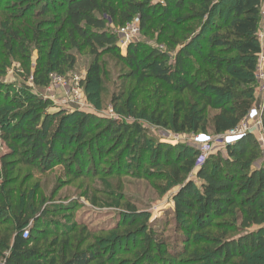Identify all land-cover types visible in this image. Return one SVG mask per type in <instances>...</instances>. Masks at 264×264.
Returning a JSON list of instances; mask_svg holds the SVG:
<instances>
[{
	"label": "trees",
	"instance_id": "16d2710c",
	"mask_svg": "<svg viewBox=\"0 0 264 264\" xmlns=\"http://www.w3.org/2000/svg\"><path fill=\"white\" fill-rule=\"evenodd\" d=\"M33 2L40 7L39 16L53 15L48 24L42 26L48 29H40V22L21 23L30 8L28 5L10 17L11 24L3 28L0 42H4V49H14V55L20 60H24L29 48H34L35 67L33 72L28 70L36 87H47L50 73L62 76L73 69L75 58L59 47L68 43L77 48L79 39L95 59L86 78L88 84H99L97 61L101 55H109L130 70L132 76L140 75L141 82L148 85L149 80H156L174 95L168 102L164 99L162 104L157 103L151 113L150 122L157 128L175 135L210 133L218 136L237 128L254 108V91L249 85L261 53L256 38L261 20L260 0H160L156 4L151 0ZM220 3H232L226 25L206 39L207 54L197 67L189 46L205 30H212L210 19ZM103 15L117 27L127 25L134 17L139 20L140 30L158 25L162 39L172 33L175 41L171 45L181 43L173 63L167 66L164 62L167 54L143 41L128 45L122 55L116 46V35L107 29L109 25ZM201 20L203 24L198 33L192 34L185 28L188 23ZM56 43L59 50L54 53ZM204 69L206 72L202 74ZM207 73L211 79L205 78ZM1 88L0 85L4 103L0 104V132H4V141L13 149V157L20 161L17 163L9 155L1 159L0 264H52L50 254L53 253L42 249L46 243L43 220L47 211L35 216L34 209L30 212L29 207L19 206L15 201L16 189L12 187L15 179L12 178L18 164L39 173L60 164L66 167L68 175L82 178L87 173L84 159L90 146L97 147L96 156L91 159L95 164L96 157L112 148L119 150L128 132L142 138L145 133L136 124L129 127L114 120L100 121L85 113L68 123V116L58 115V110L49 112L48 102L37 101L16 88L5 87L3 92ZM121 97L114 98V107L117 108ZM134 99L130 97L125 102ZM8 107H15L18 113L8 115L4 110ZM121 108L118 107V113H128H122ZM260 118L264 131V115ZM94 128L96 133H93ZM72 143L74 152L66 156ZM133 146L131 142L125 143L116 158L136 152ZM174 148L177 147L170 151ZM156 149V159L150 163L153 168L161 166L162 150ZM259 152L253 136L246 134L226 146V157L219 153L211 155L196 168L198 150L191 145H180L174 157L168 156L163 165L169 168L173 182L180 186L173 203L175 217L184 221L177 226L182 246L170 247L150 229L148 219H141L136 209L127 204V220L113 232L122 230L116 238L133 239L134 243L124 257L114 255L113 258V253L109 254V264H116L115 260L120 258L123 259L117 264H264V166L255 167L260 160ZM143 158L137 159V167ZM120 161L112 162L113 171L121 165ZM190 174L198 186L188 179ZM134 176L139 177L137 173ZM25 230L28 236L23 239ZM68 242L69 237L63 241L58 264H106L103 251L95 243L73 251L72 247H67ZM117 242L113 248L119 246Z\"/></svg>",
	"mask_w": 264,
	"mask_h": 264
},
{
	"label": "rangeland",
	"instance_id": "374dc122",
	"mask_svg": "<svg viewBox=\"0 0 264 264\" xmlns=\"http://www.w3.org/2000/svg\"><path fill=\"white\" fill-rule=\"evenodd\" d=\"M151 1L152 4H156L160 0ZM28 5L30 8L21 23L25 21H29L30 24L40 22V29H48L42 28V26L47 25L53 15L39 16L40 7L33 0H0V35L3 28L11 24L10 17H13L20 8H25ZM231 6L232 3H220L215 15L210 19L212 30H205L204 34L189 46V51L195 64L197 63V67L207 54L206 39L219 27L226 25L227 12ZM260 14L261 20L256 38L261 53L258 56L255 73L251 76L253 82L249 85L254 91L253 98L255 100L254 108L246 118L249 123L257 121L260 116L264 115V0H260ZM134 23L139 24L137 17L132 18L127 25ZM202 24L203 20L190 22L185 28L187 27L192 34H195L199 32ZM107 29L115 34L118 27L117 25L107 26ZM160 32L161 29L158 25H154L148 30H139L138 41H143L159 51L165 52L168 59L164 62L170 66L175 53L181 48V43L177 42L172 46L171 44L175 41L172 33L165 34L162 39L159 35ZM1 38L0 36V40ZM116 40L118 41L117 36ZM42 41L43 38L40 39V42ZM77 41L79 43L77 48L69 46L68 43L59 47L65 54L75 58V66L62 76L50 73V84L47 87H36L31 82L30 74L33 72L37 59L34 48H29L24 60H20L18 56L14 55V49L8 51L4 49V42H0L1 91L3 92L5 87L16 88L25 95L30 94L37 101L48 102V109L51 108L49 112L58 110V115L68 116V123H73L79 114L85 113L95 116L100 121L114 120L129 127L136 124L144 131L145 136L142 138V136H135L131 131L128 132V141L125 138L119 150L123 149L125 143L131 142L136 152H128L121 158H116L119 150L112 148L103 156L96 157L95 164L91 163V159L92 156H96L97 147L90 146L85 152L84 159L87 173L82 178L68 175L66 167L60 164L51 166L43 173L18 164L12 178L15 179V184L12 186L16 189L15 201L19 206L29 207L30 212L34 209L35 216L47 211L43 220L47 231L46 243L42 249L47 253H53V255L50 254L52 264H58L60 250L63 248L62 244L67 237H69L67 247H72L73 251L83 250L88 245L95 243L103 251L102 255L106 259V264L111 261L107 260L111 253H113V258L114 255L124 257L128 251H131L134 240L123 241L116 238V235H119L122 230L113 231L127 220L125 215L127 204L136 209L141 219H148L150 229L157 236L164 239L170 247L178 248L182 245L179 242L181 233L178 232L177 226L183 225L184 221L174 215L173 196L180 186L173 182L169 168L163 163L168 159V156L174 157L180 145H191L198 150L201 144L214 142L216 136L210 133L205 136L202 134L175 135L169 130L152 125L150 122L151 113L155 110L157 103L162 104L164 99L168 102L174 95L156 80H149L148 85L141 82L140 75L132 76V72L119 63L114 56L101 55L99 57L97 61L100 69L99 84H88L86 78L91 73L95 59L89 53V49L85 48L79 39ZM116 46L119 52L125 55V47L118 43ZM53 50L54 53H57L58 43ZM205 72L206 69L202 74ZM209 76L211 75L207 73L205 78ZM118 96L122 97L117 102L116 108L114 107V98ZM130 97L135 99L126 103L125 101ZM3 103L4 99L0 97V104ZM118 107H122V113L126 111L128 113L123 115L118 113ZM4 110L8 112V115L18 113L15 107L4 108ZM132 113L133 116H131ZM3 131H7V129ZM96 132L97 130L94 128L93 133ZM2 133L4 132H0V171L3 156H12L10 159L17 163L20 161L13 157V149L4 141ZM73 145L74 143H72V148L66 152V156L74 152ZM155 147H157L156 151L162 150L161 166L153 168L150 163L152 164L156 159ZM173 147L177 148L176 150L172 149L171 152L170 148ZM218 153L222 157H226V147L218 145L212 156ZM259 154L260 160L255 163V167L264 166V155L261 151ZM139 155L144 156V160L137 167L135 162L139 159ZM115 159L121 160V165L113 171L112 162ZM118 173L119 176H117ZM136 173L139 177L134 176ZM192 174L194 173L192 172ZM192 174L188 179L194 181V185L198 186L196 179L191 177ZM116 241L119 246L113 248ZM128 245L131 246L127 248ZM121 259L123 258L119 260ZM119 260H115V263L117 264Z\"/></svg>",
	"mask_w": 264,
	"mask_h": 264
},
{
	"label": "built area",
	"instance_id": "2783aa9c",
	"mask_svg": "<svg viewBox=\"0 0 264 264\" xmlns=\"http://www.w3.org/2000/svg\"><path fill=\"white\" fill-rule=\"evenodd\" d=\"M102 18L108 23L109 27L113 26L110 18L107 15H103ZM139 30L140 27L137 23L118 27L115 33L118 39V41L116 40V44L118 43V45L124 46L126 50L128 45L138 41ZM246 134H251L253 136L260 151L264 155V131L262 128L261 118L259 117V119L253 123H249L246 119H244L234 130L216 136L214 140L215 143L212 142L201 144L198 147L199 156L196 160L195 167L199 168L208 157L213 155L218 145H223L224 147L233 145ZM27 236L28 232L26 230L23 231L22 238L26 239Z\"/></svg>",
	"mask_w": 264,
	"mask_h": 264
}]
</instances>
